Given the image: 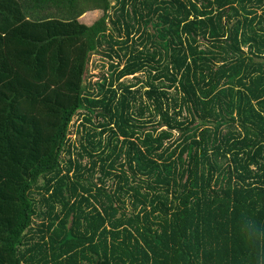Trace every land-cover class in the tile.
<instances>
[{"label": "trees", "instance_id": "1", "mask_svg": "<svg viewBox=\"0 0 264 264\" xmlns=\"http://www.w3.org/2000/svg\"><path fill=\"white\" fill-rule=\"evenodd\" d=\"M0 264H264V0H0Z\"/></svg>", "mask_w": 264, "mask_h": 264}, {"label": "rangeland", "instance_id": "2", "mask_svg": "<svg viewBox=\"0 0 264 264\" xmlns=\"http://www.w3.org/2000/svg\"><path fill=\"white\" fill-rule=\"evenodd\" d=\"M111 1H112V5L114 6L116 0H111ZM101 16L102 14L100 12L89 13L85 15L83 18H81L82 19L81 23L87 26H90L94 24L96 21H98L101 18ZM107 73H109L108 60L104 59L98 54H95L92 56L86 82H89L90 80H92V82H95L96 80L99 79L101 75L107 74ZM144 79H145V75L142 73H139V74H135L134 76L125 77L121 80V82H123L124 84H138V86H144ZM137 81H141V82L138 83ZM81 119L82 117L80 116V114L74 116V118L72 119L71 126H70V137L73 139L79 138L78 134H75V131H76V128H78L79 124L81 123ZM152 125L153 123L148 124L147 126L151 128ZM154 125L157 126L156 121L154 122Z\"/></svg>", "mask_w": 264, "mask_h": 264}, {"label": "crops", "instance_id": "3", "mask_svg": "<svg viewBox=\"0 0 264 264\" xmlns=\"http://www.w3.org/2000/svg\"><path fill=\"white\" fill-rule=\"evenodd\" d=\"M82 20V19H81Z\"/></svg>", "mask_w": 264, "mask_h": 264}]
</instances>
